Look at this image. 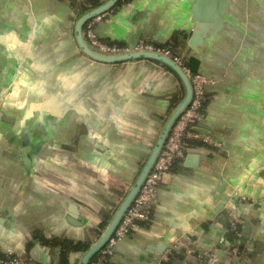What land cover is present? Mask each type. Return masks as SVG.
Returning a JSON list of instances; mask_svg holds the SVG:
<instances>
[{
    "label": "crops",
    "instance_id": "obj_1",
    "mask_svg": "<svg viewBox=\"0 0 264 264\" xmlns=\"http://www.w3.org/2000/svg\"><path fill=\"white\" fill-rule=\"evenodd\" d=\"M105 1L2 0V80L13 82L0 115L13 122L0 119V255L79 264L182 96L161 66L77 52L76 17ZM196 1L121 0L95 25L108 43L166 47L211 81L197 131L218 145L172 165L150 220L106 264H157L169 248L170 264H264V0H211V28L191 46Z\"/></svg>",
    "mask_w": 264,
    "mask_h": 264
},
{
    "label": "built area",
    "instance_id": "obj_2",
    "mask_svg": "<svg viewBox=\"0 0 264 264\" xmlns=\"http://www.w3.org/2000/svg\"><path fill=\"white\" fill-rule=\"evenodd\" d=\"M110 13H104L89 20L83 28L86 43L94 51L110 55L129 51H155L163 53L174 59L181 65L183 71L189 76L192 87V99L186 110L174 123L163 148L148 176L146 177L140 191L130 208L125 213L113 235L105 246L91 260L90 264H106L114 254L118 242L134 231L140 222L150 220V206L156 199L157 191L163 177L170 171L175 162L184 161L187 156L191 142H201L205 145L217 147V144L206 137H202L197 131L198 124L203 120L205 111L206 86L211 83L201 74L192 72L186 65L182 64L180 58L165 48H155L145 41L138 42L132 47L109 44L98 37L95 31L96 23L102 21ZM163 67V66H162ZM233 229L235 222L231 223ZM178 253L177 249L169 248L160 256L157 264H170L171 259ZM240 254L238 246L231 249V255L237 257ZM93 261V262H92ZM0 264H29L28 260L21 255L8 253L0 256Z\"/></svg>",
    "mask_w": 264,
    "mask_h": 264
},
{
    "label": "water",
    "instance_id": "obj_3",
    "mask_svg": "<svg viewBox=\"0 0 264 264\" xmlns=\"http://www.w3.org/2000/svg\"><path fill=\"white\" fill-rule=\"evenodd\" d=\"M119 1L121 0H107L97 7L91 8L90 10H87L85 12L82 11L76 17L73 24V38L79 52L87 59L102 64L117 65L131 61H148L157 63L158 65L163 66L164 68L171 71L177 77L182 86V96L179 102L175 105V107L167 116L155 144L153 145L146 161L141 166L135 180L131 184L124 198L114 211L113 215L111 216L110 220L106 224L101 234L90 246V248L83 254L79 264H90L91 260L105 246L107 241L113 235L114 231L121 222L125 213L130 208L134 199L138 195L146 177L152 170L174 123L179 118V116L186 110L192 99V87L190 83V78L183 71L181 65L174 61L173 58L163 53L155 51H129L118 54L105 55L94 51L88 46L83 35L84 25L96 16L102 15L104 13H110ZM207 3H212L213 5L214 2L211 0H198L196 1V4L194 6L193 11L195 15L194 21L196 22V27L195 30L190 33L191 46L196 43H199L202 37L205 36L208 28H211V21L208 19H210V13H212L214 8L212 9V5H208ZM206 8H209V12H206L204 10ZM216 24L217 23H215V26L217 27ZM4 25L6 24L2 22V0H0V92L2 91V87L3 89H9L11 82H13L12 76L8 77L5 80H2V54H5L4 50L2 49V29L4 28ZM215 26L212 28L216 29ZM0 119L8 123L13 122L12 119H7L5 117H2V115H0ZM22 140L23 145L25 146L27 142L26 137H23ZM24 155L25 154L23 151V156Z\"/></svg>",
    "mask_w": 264,
    "mask_h": 264
},
{
    "label": "trees",
    "instance_id": "obj_4",
    "mask_svg": "<svg viewBox=\"0 0 264 264\" xmlns=\"http://www.w3.org/2000/svg\"><path fill=\"white\" fill-rule=\"evenodd\" d=\"M84 6V5H83ZM92 6L93 7H95V5H91V6H84L83 8L84 9H86V10H88V9H90V8H92ZM109 44H114V43H110L109 42ZM75 45V44H74ZM118 45V44H117ZM119 46H123V45H119ZM155 48H165V49H167L166 47H161V46H157V45H153ZM75 49H77L78 50V48H77V46L75 45ZM77 52H79V50L77 51ZM80 53V52H79ZM81 54V53H80ZM82 55V54H81ZM151 63H153V64H155V65H158L157 63H154V62H151ZM182 64H184L185 65V63L182 61ZM158 66H160V65H158ZM162 67V66H161ZM162 68H164V67H162ZM165 70H167V71H169L168 69H166V68H164ZM171 72V71H170ZM172 73V72H171ZM174 75V74H173ZM175 76V75H174ZM176 77V76H175ZM177 78V77H176ZM178 80V79H177ZM206 95V94H205ZM206 102H207V95H206V97H205V105H206ZM194 144H201V145H205V144H203V143H201V142H191V143H189V145L190 146H193ZM87 247H85L84 245H79V246H73V247H66V246H64L63 248H62V254H61V260H60V262L62 261V260H64V257H65V254L67 253V252H70V251H84L85 249H86ZM0 256H2V255H0ZM93 262V261H92Z\"/></svg>",
    "mask_w": 264,
    "mask_h": 264
}]
</instances>
